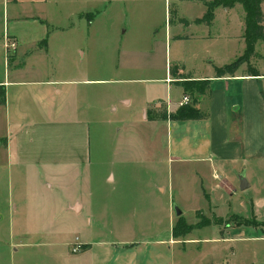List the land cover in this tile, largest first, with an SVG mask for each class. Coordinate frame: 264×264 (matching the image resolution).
I'll return each mask as SVG.
<instances>
[{
    "label": "crops",
    "instance_id": "0c3cea01",
    "mask_svg": "<svg viewBox=\"0 0 264 264\" xmlns=\"http://www.w3.org/2000/svg\"><path fill=\"white\" fill-rule=\"evenodd\" d=\"M199 1L202 14L193 19L182 17L167 27L165 45L170 59L167 57L164 64L144 61L146 56L157 53V40L156 49L150 50L135 41L124 43L121 37L108 40L104 33H76L72 31L76 20L73 13L58 17L46 13L48 6L65 8L74 6L75 0H0V120H4L0 155L3 161L7 158L16 167L32 172L43 190L38 195L41 203L46 201L40 213L47 215V219L40 216L20 220L13 225L17 229H12L13 235L32 241L40 235L59 232L68 220L83 213L86 201L75 195H59L60 189L55 185L61 183L65 172L79 170L90 161L91 121L102 119L100 113L109 110V102L112 110L116 100L126 109L136 105L152 128L151 137L166 131L168 161L177 160L182 170L195 179L198 195L207 203L203 208L211 215L224 218L212 201V190L222 191L225 197L234 195L236 183L244 179L250 181L246 189L252 186L250 170L264 169V64L257 63L264 60V40L257 41V54L251 63L244 62L234 73L218 76L217 67L233 62L245 52V21L235 51L234 32L224 14L236 6L226 10L224 5L215 6L210 24L197 23L196 19L208 11L211 0ZM88 14L91 13L74 12L79 21L85 15L91 26ZM218 18L226 24L222 29L216 25ZM6 35L16 42V47H5ZM184 48L186 56L181 54ZM253 69L259 74L253 75ZM185 80H207L209 87L205 93L193 96L185 90ZM137 84L146 85L144 92L135 95L139 101L131 90ZM104 85L117 86L96 89ZM184 96L191 97L189 104L205 117H161L164 111L176 112L183 105ZM96 98L99 102H95ZM117 110L118 105L114 112ZM127 135L133 138L134 132L129 130ZM136 147L131 139L125 150L137 153ZM109 177L113 179L112 174ZM117 201L119 213L133 217L130 212L138 205L124 203L123 196ZM172 207L170 201L166 211L169 241L174 238ZM120 214L115 213L121 217ZM1 221L0 217V228ZM132 222L116 219V225L127 231L132 229ZM89 223L92 224L90 218ZM228 239L231 238H224ZM79 241L88 248L76 258L93 248L90 238L82 236ZM75 242H69L68 247ZM127 245L133 247L134 243ZM98 253L100 259L110 254L101 250Z\"/></svg>",
    "mask_w": 264,
    "mask_h": 264
},
{
    "label": "rangeland",
    "instance_id": "374dc122",
    "mask_svg": "<svg viewBox=\"0 0 264 264\" xmlns=\"http://www.w3.org/2000/svg\"><path fill=\"white\" fill-rule=\"evenodd\" d=\"M75 1L74 6L60 9L48 6L46 13L56 17L73 13L76 20L72 31L76 33H104L108 40L121 37L124 43L135 41L149 46L150 50L156 49L154 44L157 40V53L143 57L148 63L165 64L170 59L165 40L171 23L174 25L182 17L196 18L203 10L199 0ZM228 1L231 0L220 1L219 6H226V10ZM235 6L224 17H228L229 27L234 32L236 51L246 12L241 2ZM78 11L91 13L88 15L93 24L88 25L85 15L83 20H77L74 12ZM216 25L219 29L226 26L219 18ZM187 31L190 32V28ZM172 52L174 64V42ZM186 53L184 48L181 54L186 56ZM257 63L262 65L264 60ZM116 86L104 85L96 89ZM145 87L144 84L132 87V95L144 92ZM135 98L140 99L138 96ZM95 102L99 100L96 98ZM116 102L112 110L109 102V110L100 113L102 119L91 121L90 161L79 170L65 172L60 178L61 183L55 185L60 189L57 191L59 195H75L87 204L83 213L68 220L67 226L59 228V232L40 235L32 241L12 234L13 228L17 230L13 225L22 219L33 220L40 216L47 219V215L40 213L46 201L41 203L38 195L43 190L30 170L16 167L7 158L3 161L0 155V264H264V169H251L252 186L242 190L241 183H236L234 195L225 194L224 197L222 191L212 190V201L224 218L211 215L203 208L207 203L198 195L195 179L182 170L177 160L168 161L166 131L151 137L152 128L145 123L136 105L126 109L118 100ZM117 105L118 110L114 112ZM3 123L1 119L0 132L3 131ZM128 123H131L130 127ZM129 130L134 132L133 138L127 135ZM131 139L137 145V153L125 150ZM121 196L124 203L138 205L130 212L133 217L119 213L116 205ZM170 201L175 211L174 226L181 216L188 224H195L201 220L198 215L210 219L212 225L194 229L169 241L166 211ZM176 208L182 210L181 216L176 214ZM117 218L129 220V223L133 221L132 229L119 228ZM77 236L79 239L82 236L90 238L93 243L92 250L80 258L75 256H80L84 249L82 246V249L74 250L77 243L83 244L76 239ZM226 237L231 239L224 240ZM162 239L166 241L161 242ZM72 240L76 242L68 247ZM132 243L133 247H127ZM100 250L110 254L100 259Z\"/></svg>",
    "mask_w": 264,
    "mask_h": 264
},
{
    "label": "trees",
    "instance_id": "16d2710c",
    "mask_svg": "<svg viewBox=\"0 0 264 264\" xmlns=\"http://www.w3.org/2000/svg\"><path fill=\"white\" fill-rule=\"evenodd\" d=\"M220 1L222 0H214L207 3L208 11L202 18L196 19V22H205L210 24L214 17L213 8L215 6H219L222 3ZM237 2H241L243 4L246 12L244 38L246 40L247 46L245 52L236 60L224 66L217 67L216 72L218 76L234 73L244 62L251 63L252 58L257 54L255 49L257 41L261 39L264 40V0H231L227 2V5L232 7L235 6ZM250 72H252L253 75L259 74L257 69L250 70ZM183 85L187 92L201 94L205 93V91L208 89L209 82L207 80H185ZM2 98H4L3 94ZM161 117L164 119L170 118L172 120H186L200 119L205 116L194 105L183 104L176 112L164 111ZM198 217L201 218L199 222L196 224H188L181 216L173 228L174 238L178 239L191 233L196 228H202L212 223L210 219L204 216L198 215ZM87 248L88 245L83 246L84 250Z\"/></svg>",
    "mask_w": 264,
    "mask_h": 264
},
{
    "label": "built area",
    "instance_id": "2783aa9c",
    "mask_svg": "<svg viewBox=\"0 0 264 264\" xmlns=\"http://www.w3.org/2000/svg\"><path fill=\"white\" fill-rule=\"evenodd\" d=\"M16 42L12 41V39L6 35L5 37V47L8 49L9 47H16ZM191 102V98L189 96H184L182 103L183 104H189ZM82 249V244L81 243H77V245L75 246V251Z\"/></svg>",
    "mask_w": 264,
    "mask_h": 264
},
{
    "label": "water",
    "instance_id": "95a60500",
    "mask_svg": "<svg viewBox=\"0 0 264 264\" xmlns=\"http://www.w3.org/2000/svg\"><path fill=\"white\" fill-rule=\"evenodd\" d=\"M247 187H249V184L248 182L244 179L242 180V183H241V189H246ZM176 214L178 216H181L182 215V210L179 209V208H176Z\"/></svg>",
    "mask_w": 264,
    "mask_h": 264
}]
</instances>
